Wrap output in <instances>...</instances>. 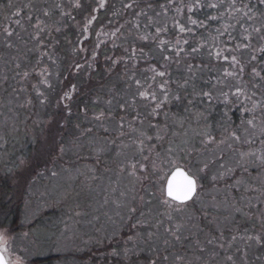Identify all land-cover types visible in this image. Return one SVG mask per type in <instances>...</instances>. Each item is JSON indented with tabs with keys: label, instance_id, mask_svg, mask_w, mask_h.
Instances as JSON below:
<instances>
[{
	"label": "trees",
	"instance_id": "16d2710c",
	"mask_svg": "<svg viewBox=\"0 0 264 264\" xmlns=\"http://www.w3.org/2000/svg\"><path fill=\"white\" fill-rule=\"evenodd\" d=\"M80 2L81 7L76 8L75 0H0V230L19 233L25 225L27 194L18 193L17 184L13 185L17 173L13 172L21 163H27L29 169L33 166L30 175L36 181L53 174L56 168H76L74 161L82 146L90 148L91 153L98 145V141H92L94 134L99 141H105L107 156L113 162V148L134 126L133 135L140 129L152 137L144 138L145 144L158 141L157 133L165 140L157 146L160 154L154 160L187 154L191 171L204 175L207 188L219 198L234 201V207L230 211L220 207L217 220L211 224L208 210L199 207L196 200L183 212L172 213L168 207H160L163 202L158 190L152 185L144 187L140 192L142 209L128 219L117 235L92 250L103 257L101 262L151 264L159 254L158 264H264V245L239 238L248 234L264 236V170L250 167L245 172L237 168L234 173L221 175L236 166L240 152L264 153V118L250 127V117L244 112V107L251 108L254 101H264V81L252 74L256 68L264 75V54L256 51L264 46V5L258 0H234V7L233 0H200L202 6L188 13V5L196 0H106L103 8L98 7L99 0ZM129 3L133 7L125 8ZM210 4L217 7H209ZM244 12L253 19L248 20ZM92 15L97 18L88 26V38L81 45L83 29ZM189 15L202 22L203 27L192 25ZM37 17L44 20L39 22L43 31L35 26ZM177 22L192 31L180 33ZM157 28L161 29L158 36ZM245 28L251 33V40L242 39L247 34ZM253 28L261 31L254 32ZM5 30L13 35L8 37ZM145 35L147 40L140 39ZM160 40L166 43L160 45ZM237 44L250 47L237 50ZM173 46L184 51L177 55L173 48L169 52ZM132 48L136 49V56L129 59ZM193 48L198 51L193 52ZM218 50L220 57L216 56ZM253 55L256 60L251 59ZM165 56L171 59L165 60ZM232 56L244 65L242 75L225 74L238 72L240 67H232ZM76 63L81 65L79 71L74 68ZM154 67L165 71L166 76H156ZM44 78L51 87L41 83ZM136 80L141 87H137ZM165 81L168 101L159 115L152 116L153 103L141 99L139 92L147 89L163 99L160 85ZM253 83L259 87L253 88ZM244 85L248 95L256 93L252 100L244 101L242 96L232 94L237 86ZM205 91L211 93L210 99L201 95ZM65 93H71V98L64 99ZM260 112L261 108H257L255 115L260 117ZM101 113L103 117L95 119ZM122 118L124 126L120 129ZM234 133L240 136L239 143L233 138ZM134 141L128 140L133 149L137 148ZM205 164L208 167L201 172ZM213 176L218 178L213 180ZM237 180L242 183L237 184ZM25 184L26 180L24 190ZM255 205L262 208L261 218L251 212ZM170 213L171 219H179V241L163 228ZM198 221V226L202 225L199 232L204 231L199 238L198 226L193 228ZM233 235L237 236L235 242L231 241ZM130 236L137 238L139 247L129 244ZM126 247L131 251L124 256ZM114 250L122 255H111ZM93 253L87 254L85 264ZM73 255L49 254L32 258L29 264H62ZM163 256L168 259L164 261ZM97 262L91 260L87 264Z\"/></svg>",
	"mask_w": 264,
	"mask_h": 264
},
{
	"label": "rangeland",
	"instance_id": "374dc122",
	"mask_svg": "<svg viewBox=\"0 0 264 264\" xmlns=\"http://www.w3.org/2000/svg\"><path fill=\"white\" fill-rule=\"evenodd\" d=\"M34 19L36 22L44 21L40 17ZM134 128L133 126L127 129V135L123 134L121 142L113 148L116 154L113 156L114 163L109 161L110 158L107 156L109 149L105 141H99V136L94 134L92 141L99 143L94 145L91 153L90 148L83 149L82 146L80 149L77 144L75 149L80 151L74 161V164H77L76 168L68 166L56 168L52 170L53 174L39 177L36 181L35 177L32 178L30 175L33 166L29 169L27 163L20 164L13 172H17L13 185L17 184L15 189L18 193L27 194L25 225L19 233L0 230L5 240L7 248L5 257L9 264H18V261L19 264H29V260L35 257L71 253L75 255L70 256L68 261L64 260L62 264H85L87 254L93 253L92 250L102 245L108 237L117 235L127 225L128 219L142 209L143 196H140V192L144 187L152 185L156 191L158 190V194L162 195L161 189L165 184L166 175L173 166H190L186 158L187 154L172 155L170 159L159 156L154 171L152 161L160 154L157 146L165 143V140L145 144V152L138 154L137 148L133 149L128 140L134 139L138 143L145 137L140 135V129L133 135ZM149 148H153L154 151L149 152ZM144 156L150 158L145 160ZM132 162L145 164L147 170L130 175ZM41 173L42 170L39 174ZM152 173L153 179L150 178ZM193 174L197 176L200 186L196 204L210 211H207V217L212 224L217 220L216 211L220 207L230 211L234 207V201L230 203L229 198L226 200L223 197L219 198L216 192L207 188L204 175H199V172L197 174L195 171ZM160 207L167 208L164 203ZM254 207L250 211L256 218L258 216L261 218L259 209L262 208L257 205ZM36 218L39 219L36 221ZM198 223L199 221L194 222L193 228L197 227ZM177 226H179L177 218L163 223V228L170 232ZM199 227L202 225L197 227V238L204 236V231L199 232ZM189 233L191 234L192 231L190 230ZM93 255L88 262L97 260V264H104L101 262L104 260L101 255L97 253ZM138 264L144 263L138 261Z\"/></svg>",
	"mask_w": 264,
	"mask_h": 264
},
{
	"label": "snow or ice",
	"instance_id": "6c2138e0",
	"mask_svg": "<svg viewBox=\"0 0 264 264\" xmlns=\"http://www.w3.org/2000/svg\"><path fill=\"white\" fill-rule=\"evenodd\" d=\"M106 0H99V4L98 7L99 8H103L105 5ZM258 2L262 5H264V0H258ZM202 5L200 4V0H196V2L194 4H189L187 7V11L188 13H192L193 10L195 8H199ZM234 7V0H233V5ZM57 7H60V5H57ZM74 7L76 8H80L81 7V2L80 0H75L74 3ZM125 8H131L133 7L132 4H125L124 5ZM209 7L212 8H216L217 5L216 4H210ZM247 7V6H246ZM93 11H96V9H93ZM177 11H181V9H177ZM236 11H240V9H236ZM17 15H19V13H16ZM62 14H67V13H62ZM45 15H48L47 12H45ZM243 15L245 17L248 18V20H252L253 17L249 14V12H244ZM96 16L92 15L91 18L88 20L87 25L84 27L83 29V39L80 41V44L83 45V40H86L87 37V32H88V26L92 24L93 21L96 20ZM188 19L190 20L192 25H195L197 27H203V23L202 22H198L196 19H193L191 15H189ZM214 19V17H213ZM19 23V21L17 22ZM40 31H43L42 28H40L39 22L35 25ZM136 25H134L135 27ZM177 27L180 33H185V32H189L192 31L191 28H186L184 25L179 24L177 22ZM6 34L8 37H11L13 35L12 31L9 30H5ZM119 29H116V32H118ZM157 36L159 35L161 29L157 28ZM252 31L259 33L261 31V29L259 28H253ZM116 32H113L112 35H115ZM244 32L247 33L246 35H244L242 37L243 40H251V33L248 31L247 28L244 29ZM34 38H38L34 37ZM140 39L142 40H147V36H141ZM261 39H264V36L261 37ZM160 45H164L166 42L164 40H160L159 41ZM180 41H177V46L179 45ZM185 43H187V41H185ZM9 47H11V45H8ZM177 46H173V47H169L168 51L171 52L173 50V48H176L177 50V55H179L180 52L184 51L183 48H179ZM97 47H99V45H97ZM250 47L249 44H237L236 45V49L237 50H241V49H248ZM83 50V49H82ZM163 51V48L161 49ZM127 51V49H126ZM193 52H197L198 49L197 48H193L192 49ZM225 51H231V49H225ZM259 53L264 54V46L260 47L258 50ZM131 57L129 59H134L136 56V49L132 48L131 49ZM44 55H47V53H44ZM222 55L221 51H217L216 52V56L220 57ZM96 58V53L93 52L92 54V59L95 60ZM165 60H169L171 59V57L169 56H165L164 57ZM223 59L228 60L229 57L228 56H223ZM252 60H256L257 57L256 55H253L251 57ZM53 63H55V61H53ZM113 63H117V61H113ZM230 63L232 65L233 68L236 67V65H240L238 72H226L225 74L228 76H238V75H242L244 73V65L240 62V60H238V58L236 56H232ZM134 66V65H133ZM74 68L79 71V69L81 68V65L79 63H76L74 65ZM192 66H189V71H191ZM152 71L155 73L156 76L159 77H164L166 76V72L163 70H158L157 68H152ZM252 74L254 78H259V80L264 81V75H261V72L258 71L256 68L252 69ZM28 73H25V76L27 77ZM40 75L43 77L44 73L41 72ZM134 78V77H133ZM154 79V78H153ZM41 83H43L45 86L47 87H51V85L48 83L47 79L44 78L41 80ZM137 87H141V82L139 80L135 81ZM167 84V81H165L164 83H162L160 85V91L163 94V99H158L155 93L149 92L147 89L140 91L139 92V97L141 99H150L151 102L153 103L154 107L152 109V112L150 113V115L152 116H157L159 115V111L162 108V106L168 101V90L166 89L165 85ZM259 87V85L253 83V88ZM72 90L75 91V85L72 86ZM264 91V90H262ZM248 89L247 86H237L235 88V90L233 91V95L237 96V98H240L241 96L243 97L244 101H249L252 100V97L256 95L255 92H252L251 95L247 94ZM201 95L205 98H211V93L210 92H202ZM71 98V93H65L64 95V99H70ZM177 99H179V97H177ZM42 103L44 102L43 100L41 101ZM135 102V100H133V103ZM257 108H261V112H260V117H257L255 115ZM244 112L246 114L249 115L250 118L247 119V123L250 127H255V123L254 121H256L259 118H264V101L261 100H256L253 102L252 107L251 108H247L246 106L244 107ZM103 113H101L99 116L95 117V119L100 120L103 117ZM134 119H138V117L134 118ZM123 118L121 119V122L119 124L120 129H123ZM153 127H155L153 125ZM91 131V130H89ZM105 132H108V129L105 128L104 129ZM141 136L145 137V139L147 140H152L151 136H147L143 131H141L140 133ZM233 138L236 140L237 143L240 142V136L236 135L235 133L233 134ZM156 140H161L163 139V137H161L158 133L155 137ZM249 142V141H246ZM134 143H137L136 141H134ZM231 146V145H230ZM145 142L144 139H141L138 141L137 143V150L140 154H143L145 152ZM154 151L153 148H149V152ZM169 152L172 151L171 148L168 149ZM149 156H144V159L147 160L149 159ZM156 166H157V162L156 160L152 161V167L153 170H156ZM208 165L205 164L200 171L203 172L207 169ZM224 165H221V168H223ZM250 167H255L258 168L259 170H264V153H261L260 155H257L254 152H240L239 154V159L236 161V166L234 168H228L226 173H222L221 175H226L228 173H234L236 171V169H242L243 171L247 172L248 169ZM130 175H136L137 171L139 172H145L147 170V167L145 164L143 163H139V162H132L130 163ZM218 177L213 176V180H216ZM166 183L164 184V186L162 187L161 191H162V202L172 211V212H183L191 202H194L200 194V187H199V181L198 178L195 174H193V172L191 171V169L188 166L185 167H179V166H173V168L170 170V172L166 175ZM242 183L241 180H237V184ZM247 190V189H246ZM237 211H239V209H237ZM171 213L169 214V219H171ZM159 227V226H157ZM166 231H170V230H166ZM151 233H149V238H151ZM171 235L173 236V238L177 241L180 240V235H179V226H177L175 231H171ZM241 240H247V241H255V243L257 245H264V236L260 235V234H248L246 237L244 235H240L239 237ZM237 239L236 235H233L231 237V241L235 242ZM208 243H213L212 240H209ZM129 244H134L136 247H139V241L137 240V238L135 236H130L129 237ZM165 244H168V241L165 240ZM221 248L224 246L223 243H221L219 245ZM229 246H231V242L229 243ZM7 251L6 248V244H5V240L2 234H0V264H9V261L6 259L5 257V252ZM131 251L130 248H125L123 255L127 256V254ZM201 251H203V249H201ZM246 254V253H245ZM111 255L113 256H120L122 255V253L119 250H114ZM160 259L159 254L157 255V258H154L151 260V264H157V260ZM162 259L164 261H166L168 259L167 256H163ZM229 259H232V257L230 256ZM19 264V261H18Z\"/></svg>",
	"mask_w": 264,
	"mask_h": 264
},
{
	"label": "water",
	"instance_id": "95a60500",
	"mask_svg": "<svg viewBox=\"0 0 264 264\" xmlns=\"http://www.w3.org/2000/svg\"><path fill=\"white\" fill-rule=\"evenodd\" d=\"M165 183H166V181H165Z\"/></svg>",
	"mask_w": 264,
	"mask_h": 264
}]
</instances>
